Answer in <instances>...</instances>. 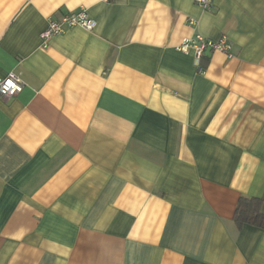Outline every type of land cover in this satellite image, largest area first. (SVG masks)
I'll list each match as a JSON object with an SVG mask.
<instances>
[{
    "label": "crops",
    "instance_id": "1",
    "mask_svg": "<svg viewBox=\"0 0 264 264\" xmlns=\"http://www.w3.org/2000/svg\"><path fill=\"white\" fill-rule=\"evenodd\" d=\"M0 0V264H264V0ZM86 10L43 46L51 20ZM194 23L191 24L190 21ZM227 38L201 74L184 39Z\"/></svg>",
    "mask_w": 264,
    "mask_h": 264
},
{
    "label": "built area",
    "instance_id": "2",
    "mask_svg": "<svg viewBox=\"0 0 264 264\" xmlns=\"http://www.w3.org/2000/svg\"><path fill=\"white\" fill-rule=\"evenodd\" d=\"M196 5L204 10H210L213 6L214 0H195ZM194 23L193 20L190 21ZM48 28L42 33L40 38L43 41V46H47L48 42L54 37L63 34L68 28L80 27L86 31H93L96 28L97 23L94 19H90L86 10L80 9L76 12H70L60 20H51ZM227 38L220 39L218 41L209 40L202 35H196L192 38L184 39L179 46V51L189 54L193 53L198 71L201 74H205L202 68V59L207 51L221 52L226 56L232 55V44ZM22 74L18 72H11L6 77L0 76V97L3 99H10L18 96L24 90L25 83L21 78Z\"/></svg>",
    "mask_w": 264,
    "mask_h": 264
},
{
    "label": "trees",
    "instance_id": "3",
    "mask_svg": "<svg viewBox=\"0 0 264 264\" xmlns=\"http://www.w3.org/2000/svg\"><path fill=\"white\" fill-rule=\"evenodd\" d=\"M261 212V200L257 198H241L235 213V222L238 226L251 224L264 227V214Z\"/></svg>",
    "mask_w": 264,
    "mask_h": 264
}]
</instances>
